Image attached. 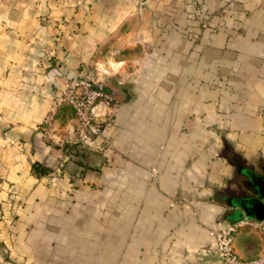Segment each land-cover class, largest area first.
<instances>
[{"label": "crops", "instance_id": "obj_1", "mask_svg": "<svg viewBox=\"0 0 264 264\" xmlns=\"http://www.w3.org/2000/svg\"><path fill=\"white\" fill-rule=\"evenodd\" d=\"M81 68L102 135L77 141ZM34 167H38L36 170ZM155 168L157 176L150 177ZM264 173V0H0V264H213ZM242 259L263 250L241 225Z\"/></svg>", "mask_w": 264, "mask_h": 264}, {"label": "built area", "instance_id": "obj_2", "mask_svg": "<svg viewBox=\"0 0 264 264\" xmlns=\"http://www.w3.org/2000/svg\"><path fill=\"white\" fill-rule=\"evenodd\" d=\"M105 101L113 107L116 102L113 96L106 90V85L100 81L95 72L89 68L79 71L77 77L61 89L60 96L51 105L48 118L43 123L42 135L51 137L53 134V118L56 110L62 105L71 107L75 119V132L77 141L87 144L102 135V124L93 113L94 106ZM157 170H150V177L155 179ZM250 224L258 232L263 250L253 259H242L234 248L235 235L241 225ZM215 241V254L217 260L213 264H264V218L261 221H241L230 223L210 232Z\"/></svg>", "mask_w": 264, "mask_h": 264}, {"label": "water", "instance_id": "obj_3", "mask_svg": "<svg viewBox=\"0 0 264 264\" xmlns=\"http://www.w3.org/2000/svg\"><path fill=\"white\" fill-rule=\"evenodd\" d=\"M254 195L244 198L238 204L241 216L261 221L264 218V173L262 175L246 171Z\"/></svg>", "mask_w": 264, "mask_h": 264}, {"label": "rangeland", "instance_id": "obj_4", "mask_svg": "<svg viewBox=\"0 0 264 264\" xmlns=\"http://www.w3.org/2000/svg\"><path fill=\"white\" fill-rule=\"evenodd\" d=\"M82 69H87V68H81L80 70H82ZM80 70H79V71H80ZM67 106H68V105H67ZM68 107L71 108L70 106H68ZM71 110H72V109H71ZM72 112H73V111H72Z\"/></svg>", "mask_w": 264, "mask_h": 264}, {"label": "trees", "instance_id": "obj_5", "mask_svg": "<svg viewBox=\"0 0 264 264\" xmlns=\"http://www.w3.org/2000/svg\"><path fill=\"white\" fill-rule=\"evenodd\" d=\"M38 167H34V169L36 170Z\"/></svg>", "mask_w": 264, "mask_h": 264}]
</instances>
